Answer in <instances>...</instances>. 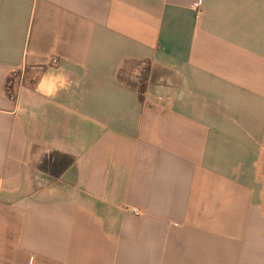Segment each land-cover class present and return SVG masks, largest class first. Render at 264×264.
Listing matches in <instances>:
<instances>
[{"label": "crops", "instance_id": "crops-1", "mask_svg": "<svg viewBox=\"0 0 264 264\" xmlns=\"http://www.w3.org/2000/svg\"><path fill=\"white\" fill-rule=\"evenodd\" d=\"M0 264H264V0H0Z\"/></svg>", "mask_w": 264, "mask_h": 264}, {"label": "built area", "instance_id": "built-area-1", "mask_svg": "<svg viewBox=\"0 0 264 264\" xmlns=\"http://www.w3.org/2000/svg\"><path fill=\"white\" fill-rule=\"evenodd\" d=\"M58 63H59V59L58 58H53L52 64L53 65H58ZM132 213L135 214L136 216H140L141 215L140 211L138 209H136V208L132 210Z\"/></svg>", "mask_w": 264, "mask_h": 264}, {"label": "rangeland", "instance_id": "rangeland-1", "mask_svg": "<svg viewBox=\"0 0 264 264\" xmlns=\"http://www.w3.org/2000/svg\"><path fill=\"white\" fill-rule=\"evenodd\" d=\"M16 82V81H15ZM10 89V88H9ZM9 92H10V90H9Z\"/></svg>", "mask_w": 264, "mask_h": 264}]
</instances>
